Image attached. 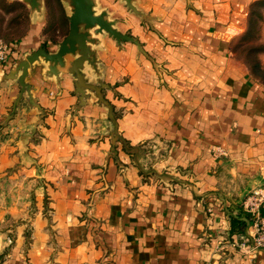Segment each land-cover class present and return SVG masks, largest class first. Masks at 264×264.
I'll return each mask as SVG.
<instances>
[{
	"label": "crops",
	"instance_id": "obj_1",
	"mask_svg": "<svg viewBox=\"0 0 264 264\" xmlns=\"http://www.w3.org/2000/svg\"><path fill=\"white\" fill-rule=\"evenodd\" d=\"M88 1L133 39L79 27L100 96L76 91L80 49L21 80L71 0H5L28 20L0 34V264H264L242 208L264 185V83L232 50L264 0Z\"/></svg>",
	"mask_w": 264,
	"mask_h": 264
},
{
	"label": "water",
	"instance_id": "obj_2",
	"mask_svg": "<svg viewBox=\"0 0 264 264\" xmlns=\"http://www.w3.org/2000/svg\"><path fill=\"white\" fill-rule=\"evenodd\" d=\"M25 1L30 3L32 7L36 6L37 4V0ZM126 1L129 3V0ZM71 4L73 6V10L71 16L69 17V32L59 44L57 53L49 54L44 48H41L27 57L26 61L21 63V68L23 70L21 80L23 79L29 64L39 57H44L47 61H50L55 65H63V56L65 54L75 53L77 49H80V57L72 64V73L75 74L76 77V91L80 95H83L84 90L89 88L93 89L100 96L101 88L91 87L90 85L86 84L79 72V67L81 63L86 60L88 54V49L86 46V33H80L79 27L83 25L84 29H89L91 27L98 26L99 31L107 32L117 41H133V39L113 29L112 24L104 19L103 14L95 16L91 9V3H89L88 0H71ZM111 118L115 124V119L112 114ZM112 138L114 139V142L116 140L123 142L116 134V131L113 132Z\"/></svg>",
	"mask_w": 264,
	"mask_h": 264
},
{
	"label": "rangeland",
	"instance_id": "obj_3",
	"mask_svg": "<svg viewBox=\"0 0 264 264\" xmlns=\"http://www.w3.org/2000/svg\"><path fill=\"white\" fill-rule=\"evenodd\" d=\"M26 13L22 4H9L0 0V34L4 38L20 36L27 27ZM6 17L9 20L6 21ZM232 50L248 65L253 75L264 83V1L253 5L249 24L234 41Z\"/></svg>",
	"mask_w": 264,
	"mask_h": 264
},
{
	"label": "built area",
	"instance_id": "obj_4",
	"mask_svg": "<svg viewBox=\"0 0 264 264\" xmlns=\"http://www.w3.org/2000/svg\"><path fill=\"white\" fill-rule=\"evenodd\" d=\"M6 57V46L0 44V62ZM218 155H223V152L216 151ZM243 210L250 215L255 227L253 236V244L251 250L264 248V185L256 187L250 191L242 201ZM1 262V259H0Z\"/></svg>",
	"mask_w": 264,
	"mask_h": 264
},
{
	"label": "trees",
	"instance_id": "obj_5",
	"mask_svg": "<svg viewBox=\"0 0 264 264\" xmlns=\"http://www.w3.org/2000/svg\"><path fill=\"white\" fill-rule=\"evenodd\" d=\"M263 214H264V210H263Z\"/></svg>",
	"mask_w": 264,
	"mask_h": 264
}]
</instances>
